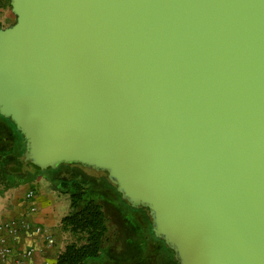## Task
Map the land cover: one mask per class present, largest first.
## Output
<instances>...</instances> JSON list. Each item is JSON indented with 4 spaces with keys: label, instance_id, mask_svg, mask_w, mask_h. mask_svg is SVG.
<instances>
[{
    "label": "water",
    "instance_id": "1",
    "mask_svg": "<svg viewBox=\"0 0 264 264\" xmlns=\"http://www.w3.org/2000/svg\"><path fill=\"white\" fill-rule=\"evenodd\" d=\"M0 115L42 170L104 171L178 264H264V0H10Z\"/></svg>",
    "mask_w": 264,
    "mask_h": 264
},
{
    "label": "trees",
    "instance_id": "2",
    "mask_svg": "<svg viewBox=\"0 0 264 264\" xmlns=\"http://www.w3.org/2000/svg\"><path fill=\"white\" fill-rule=\"evenodd\" d=\"M4 5L10 6L9 0H0V7ZM0 118L7 123L3 134L4 143L0 144V176L4 179L5 185L8 186L16 181L29 182L41 175L65 194L69 192L71 210L62 218L60 228L73 240L57 255L55 264H85L88 260L97 257L108 231L107 220L101 203L94 199H86L87 194L92 190L83 187V183H88L90 180L75 179L77 176L81 177L75 173L80 164H60L54 169L45 170L33 165L24 157L25 141L21 133L10 119L1 115ZM63 167L71 168L73 170L71 175L68 178L56 177ZM69 188L72 191H68ZM155 240L161 242L162 246L156 245L158 250L156 253L159 256L154 263L178 264L173 251L164 241L157 237Z\"/></svg>",
    "mask_w": 264,
    "mask_h": 264
},
{
    "label": "rangeland",
    "instance_id": "3",
    "mask_svg": "<svg viewBox=\"0 0 264 264\" xmlns=\"http://www.w3.org/2000/svg\"><path fill=\"white\" fill-rule=\"evenodd\" d=\"M15 20L16 17L11 12L10 6L4 5L0 7V26H10ZM2 143L4 142L2 141ZM71 171H73L71 168L63 167L56 177L68 178L71 175ZM75 173L81 176L75 178L77 181H81V178L90 180L88 183H83V187L90 188V191L92 190V192L87 194L86 199H94L101 203L106 215L108 228L99 255L88 260L85 264H155L154 262L159 256L156 253L158 251L156 245L162 246V244L155 240L156 237L152 230L151 217L148 210L132 206L122 199L116 186L109 181L106 172L77 167ZM41 177L47 180L46 177ZM0 182H5L1 176ZM30 186L34 189L35 184L31 183ZM60 191L64 193L63 190ZM68 191H72L71 188ZM59 202L60 212L68 209L67 199ZM41 226L49 229L55 241L60 238V242L66 245L73 240L68 233L61 231L60 226L47 227L43 224ZM57 251L54 248V258L58 255Z\"/></svg>",
    "mask_w": 264,
    "mask_h": 264
},
{
    "label": "crops",
    "instance_id": "4",
    "mask_svg": "<svg viewBox=\"0 0 264 264\" xmlns=\"http://www.w3.org/2000/svg\"><path fill=\"white\" fill-rule=\"evenodd\" d=\"M2 27V26H0ZM35 184L34 189L30 184ZM55 185H52L49 181L41 176H37L34 180L29 182L16 181L10 185H5L4 182H0V219H12L26 215L29 220L37 224H43L49 226H61L62 218L70 212V203L68 194L62 193ZM32 192V201L29 203L26 195ZM67 199L68 209L64 212H60V202ZM34 206L35 210L29 212V207ZM62 234V232H60ZM29 244V241L25 240L21 243L24 247ZM54 246V247H53ZM50 248H46L42 245L34 254L32 264H43L44 262L55 263L56 256L54 258V248L57 249L59 254L65 247V243L60 242V238Z\"/></svg>",
    "mask_w": 264,
    "mask_h": 264
},
{
    "label": "built area",
    "instance_id": "5",
    "mask_svg": "<svg viewBox=\"0 0 264 264\" xmlns=\"http://www.w3.org/2000/svg\"><path fill=\"white\" fill-rule=\"evenodd\" d=\"M33 193L26 195L32 201ZM35 210L29 207V212ZM25 240L29 241L24 247ZM55 238L48 228L29 220L26 215L12 219H0V264H32L34 254L42 245L46 248L55 244ZM43 264H51L44 262Z\"/></svg>",
    "mask_w": 264,
    "mask_h": 264
},
{
    "label": "flooded vegetation",
    "instance_id": "6",
    "mask_svg": "<svg viewBox=\"0 0 264 264\" xmlns=\"http://www.w3.org/2000/svg\"><path fill=\"white\" fill-rule=\"evenodd\" d=\"M6 124L7 123L0 118V144H2V141L4 142L3 134H4L5 129H6ZM78 168L91 169V168H88V167H85V166H81V165ZM92 170H94V169H92ZM137 207H139L141 209L144 208V207H141V206H137ZM144 209H146V208H144Z\"/></svg>",
    "mask_w": 264,
    "mask_h": 264
}]
</instances>
